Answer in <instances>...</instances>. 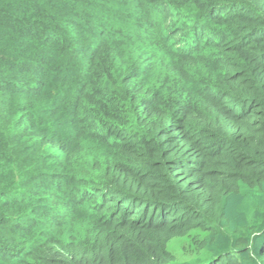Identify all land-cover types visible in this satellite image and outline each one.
Instances as JSON below:
<instances>
[{"label":"trees","instance_id":"trees-1","mask_svg":"<svg viewBox=\"0 0 264 264\" xmlns=\"http://www.w3.org/2000/svg\"><path fill=\"white\" fill-rule=\"evenodd\" d=\"M0 264H264V0H0Z\"/></svg>","mask_w":264,"mask_h":264}]
</instances>
